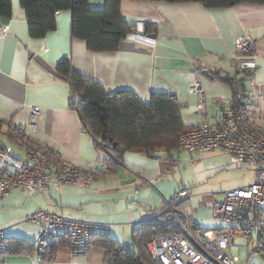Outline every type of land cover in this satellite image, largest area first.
Listing matches in <instances>:
<instances>
[{
	"label": "crops",
	"instance_id": "0c3cea01",
	"mask_svg": "<svg viewBox=\"0 0 264 264\" xmlns=\"http://www.w3.org/2000/svg\"><path fill=\"white\" fill-rule=\"evenodd\" d=\"M88 5L101 9L105 0H88ZM10 6L9 18L0 16V149L23 158L24 150L13 137L25 135L31 145L56 160L90 170L92 182L89 188L57 189L50 184L35 192H7L0 196V230L6 238L35 244L37 227L25 217L44 209L108 224V237L134 250L132 230L161 209L163 201L173 199L180 189L190 188L180 174L174 150L150 151L148 155L124 152L119 165L103 168L107 166L104 153L96 148L81 116L70 106V85L56 69L59 60L68 58L74 70L104 89L130 90L145 103L152 92L173 94L183 124L197 126L210 121L223 108L232 107L235 88L243 90L247 102V78L260 85L264 98V5L239 3L207 8L190 2L121 0L120 16L135 26L136 33L121 39L117 49L109 52H90L82 40L71 38L69 10L55 13L53 31L33 38L19 0H10ZM146 21L155 25V33H151L154 39L141 35ZM246 34L253 39L254 50L244 57L253 59L256 67L244 78L245 73L237 68L243 55L235 51L234 41ZM210 71L218 73L219 78L202 75ZM196 78L201 79L205 90V114L196 111V96L189 93ZM259 101L258 96L252 100L255 104ZM32 106L39 108L34 120L30 117ZM32 121L35 125L31 128L28 125ZM211 199L192 192L179 209L197 228L217 229L213 221L211 227L203 228L208 223L204 218L210 213ZM187 206L191 212L185 210ZM234 246L241 245L234 241L232 253ZM244 246L252 259L241 263L239 255L233 253L239 257L237 264H257L258 257L264 259V253H252L249 244ZM36 247L30 254L3 253L0 264H106V251L97 243H90L87 253L75 255L68 245L61 244L50 261L39 260Z\"/></svg>",
	"mask_w": 264,
	"mask_h": 264
},
{
	"label": "built area",
	"instance_id": "2783aa9c",
	"mask_svg": "<svg viewBox=\"0 0 264 264\" xmlns=\"http://www.w3.org/2000/svg\"><path fill=\"white\" fill-rule=\"evenodd\" d=\"M234 48L243 55L238 70L248 77L256 67L253 59H245L253 53V41L247 34L240 35L235 38ZM246 80L248 97H260L259 104L251 103L239 109L223 108L207 123L183 131L178 137V146L186 151H223L231 158L253 166L254 179L246 186L225 191L219 200L212 199L210 211L219 226L217 229L201 231L181 212L180 203L191 197L188 189L178 191L171 202H164L148 220L166 222L177 233L161 234L146 243L151 259L159 264H237L239 257L230 251L236 238L246 244L252 243V253H264V98L259 91L260 85L250 78ZM189 93L196 96V111L205 114V90L200 78L191 84ZM71 98L75 104L74 97ZM29 110L34 120L39 108L32 106ZM34 125L32 121L28 126ZM13 141L23 148L24 157L14 158L0 149V196L12 190L40 191L50 184L57 189L62 186L90 187V170L67 163L52 165L49 154L31 145L25 135L14 136ZM25 221L37 227L36 244L64 238L73 255L87 253L93 237L109 233L108 224L44 209L27 215ZM5 249V236L0 230V255Z\"/></svg>",
	"mask_w": 264,
	"mask_h": 264
},
{
	"label": "trees",
	"instance_id": "16d2710c",
	"mask_svg": "<svg viewBox=\"0 0 264 264\" xmlns=\"http://www.w3.org/2000/svg\"><path fill=\"white\" fill-rule=\"evenodd\" d=\"M120 1L105 0V5L101 9L90 8L88 0H19V3L24 9L31 37L40 38L53 31L55 29V13L59 10H69L71 38L82 40L86 50L90 52H109L117 49L121 39L136 33L135 26L121 18ZM149 1L190 2L207 8L229 7L239 3L264 5V0ZM10 12V0H0V16L9 18ZM155 30V25L152 22L143 23L144 33H155ZM56 69L61 78L70 85L71 95L76 101L75 104L71 102V108L77 110L81 116L85 127L95 139L96 148L104 153V162L109 169H113L121 163L124 152L148 155L150 151L178 150L180 149L178 146L179 135L194 127L183 124L180 117V106L173 94L152 92L149 95V101L145 103L130 90L104 89L98 82L74 70L68 58L60 59ZM202 75L211 79L219 78L218 73L211 71ZM243 76L245 78L246 74ZM222 81L229 82L226 78H223ZM242 93V89L236 93L234 90L232 91L233 109H239L244 105ZM239 94L243 97H239ZM112 142H116L117 146H122L124 152L119 153L116 148L112 147ZM54 157V155L50 157L52 165L62 164ZM173 199L163 201V203L171 202ZM199 230L203 231L204 229ZM165 233H177V230L166 222L157 223L148 220L131 232L134 250L121 246L108 235L93 237L91 244L97 243L106 251V264H140V262L142 264H159L151 259L146 243L153 237ZM5 244L4 254H30L37 245L39 260L50 261L57 247L61 244L68 245V242L64 238H59L48 243L31 244L23 239L5 237Z\"/></svg>",
	"mask_w": 264,
	"mask_h": 264
},
{
	"label": "rangeland",
	"instance_id": "374dc122",
	"mask_svg": "<svg viewBox=\"0 0 264 264\" xmlns=\"http://www.w3.org/2000/svg\"><path fill=\"white\" fill-rule=\"evenodd\" d=\"M251 40L253 41L252 38ZM246 77L247 75L245 78ZM234 91L236 93V91L239 90L235 88ZM248 98L249 100L244 102L243 107L251 103L255 104L252 102V98ZM172 155L177 157L176 161L179 163L180 174L187 187L190 188L188 190L191 196L193 192L194 194L196 193V196L202 195L206 196L208 199L212 198L219 200L223 197L225 191L246 186L254 179L255 168L253 166L243 163L240 160L233 159L223 151L188 152L178 149L174 150ZM189 199L187 198V200ZM185 201L181 202L180 205ZM185 210L191 212L188 206L185 207ZM181 212L183 211L181 210ZM211 215L212 213L210 211L208 216L204 218L208 223L206 226H203V228L211 227V223L214 222ZM236 244L241 246L238 248L236 246L232 247V251L239 255L240 262L244 263L251 260L252 258L248 257L246 254L247 247L244 246L245 241L236 238L235 245ZM249 248H252V243L249 244ZM256 262L257 264H264V259L258 257Z\"/></svg>",
	"mask_w": 264,
	"mask_h": 264
},
{
	"label": "water",
	"instance_id": "95a60500",
	"mask_svg": "<svg viewBox=\"0 0 264 264\" xmlns=\"http://www.w3.org/2000/svg\"><path fill=\"white\" fill-rule=\"evenodd\" d=\"M142 36H145L147 37L148 39H154L155 38V35L154 34H144V33H141ZM112 147L113 148H116V150L119 152V153H123L124 152V148L122 146H117V143L116 142H112ZM140 264H142V262H140Z\"/></svg>",
	"mask_w": 264,
	"mask_h": 264
}]
</instances>
